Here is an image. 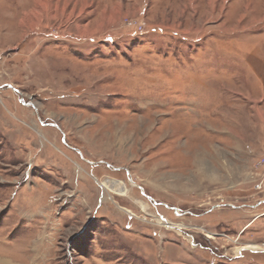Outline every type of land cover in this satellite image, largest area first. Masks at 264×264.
<instances>
[{
    "label": "rangeland",
    "instance_id": "rangeland-1",
    "mask_svg": "<svg viewBox=\"0 0 264 264\" xmlns=\"http://www.w3.org/2000/svg\"><path fill=\"white\" fill-rule=\"evenodd\" d=\"M104 11L163 36L53 34ZM256 66L264 0H0V257L264 264V105L236 84L262 98Z\"/></svg>",
    "mask_w": 264,
    "mask_h": 264
},
{
    "label": "crops",
    "instance_id": "crops-1",
    "mask_svg": "<svg viewBox=\"0 0 264 264\" xmlns=\"http://www.w3.org/2000/svg\"><path fill=\"white\" fill-rule=\"evenodd\" d=\"M144 7H145V5L142 4L141 8H139V9L138 8H134L133 11H126V13H130L131 12L132 15H134V16H136V15L140 16L143 13V11H144ZM105 12L106 11H104L105 15H103L101 18L99 17V18L96 19V21L94 23V26L89 27V26H85L84 25L85 27H81V25L79 23H77V24H74V26H73L74 29H73V28L70 27L71 26V23H70L69 24L70 26L68 24H66V25L69 28V30H70V28L73 29V30H70V31L68 30L69 31L68 33L67 32H61V33L57 32L56 33L57 35H54V36L58 40H60L62 42H66V41H70V40L74 41L75 39H82V40H85V41L87 40V42H90V43H93V42L97 43V42L102 41V40L105 43H109V42H112V41H113V43H115L118 40H121V41H126L127 40L128 41L129 37H131L134 40H138V41L141 40L142 41V40H145L148 37L163 36L162 34H163L164 30L161 29L160 27L159 28L153 27V28L146 29V31L144 33H140V34H136V32L130 31V33H132V35L129 34V33L127 35H124L123 33H115L113 31V29H111L112 26L110 28H108V29H105L104 28L105 25H110V24H113V23H116L117 21H119L116 18L118 16V14H115V16H114V14L112 15L111 12L108 13V14L105 13ZM106 21H108L107 24H106ZM41 23H43V21ZM41 23H37V22H32L31 21V23L29 24V27H31L33 29H36L39 26L40 27L43 26ZM44 26H45V24H44ZM62 28L63 27H61V30H62ZM85 32L86 33L90 32L91 34H89V36H84ZM51 33L52 32L44 31L43 29H40V28H39V30L36 29V30H33V32H31V34H40V35L41 34H45L47 36H53ZM160 33H161V35H159ZM170 34L174 35V36L176 35L175 38H177L179 36V34H177L176 30L175 31L174 30L170 31ZM90 36H92V37H90ZM182 38H184V40H183L184 42L187 41V39L185 37L182 36ZM198 38L196 39V41H199ZM216 58H217V60L210 64L215 69H219L220 67L225 69V70H230L231 69L232 65L225 64L224 60L219 61V59H218L219 57H216ZM254 71L256 72V74L258 76L257 77L258 80H259L258 83L260 85L258 87L259 91L263 92L264 91V77L261 74L262 72L260 73L258 66L254 67ZM241 81L238 78L236 79L237 86H240L239 89H241L243 93L244 92L246 93V96H245L246 100L245 101L243 100V101L245 103H247L249 106H256L254 102H257L259 105H264V92L262 93L263 95H261L262 98H259V99H256V97L253 98L254 96L252 97V95H250V91H249L250 89L249 88H245L246 86H243V83H246V82L243 81V80H241ZM217 85L219 86L218 87V91L226 90V89H228V90L237 89V88H230L229 85H227V88H226V87H224L223 83H220V84L217 83ZM254 88H256V87H254ZM252 118H253V116H252ZM257 125L262 126L260 122ZM261 129H264V125H263V127ZM263 135H264V133H263ZM250 152L251 151H249V153ZM0 264H15V263H13L12 261H10V260H8L6 258H1L0 257Z\"/></svg>",
    "mask_w": 264,
    "mask_h": 264
},
{
    "label": "bare ground",
    "instance_id": "bare-ground-1",
    "mask_svg": "<svg viewBox=\"0 0 264 264\" xmlns=\"http://www.w3.org/2000/svg\"><path fill=\"white\" fill-rule=\"evenodd\" d=\"M91 34V33H90ZM87 36H89V33L88 34H86ZM90 37H92V36H90ZM114 185H116V184H114ZM123 186V185H122ZM125 193H126V191H125ZM162 220H157V223L159 224V225H162ZM164 223V225H162V226H165V227H171V224H169V222H163ZM245 248H249V249H252V250H259V248H258V246H255V245H248L247 247H245ZM245 250V249H244ZM236 251H238V250H236Z\"/></svg>",
    "mask_w": 264,
    "mask_h": 264
},
{
    "label": "built area",
    "instance_id": "built-area-1",
    "mask_svg": "<svg viewBox=\"0 0 264 264\" xmlns=\"http://www.w3.org/2000/svg\"><path fill=\"white\" fill-rule=\"evenodd\" d=\"M143 29L144 28H142V27H137V33H140V32H142L143 31ZM53 34H56V32L55 31H53Z\"/></svg>",
    "mask_w": 264,
    "mask_h": 264
},
{
    "label": "flooded vegetation",
    "instance_id": "flooded-vegetation-1",
    "mask_svg": "<svg viewBox=\"0 0 264 264\" xmlns=\"http://www.w3.org/2000/svg\"><path fill=\"white\" fill-rule=\"evenodd\" d=\"M121 171V170H120Z\"/></svg>",
    "mask_w": 264,
    "mask_h": 264
}]
</instances>
